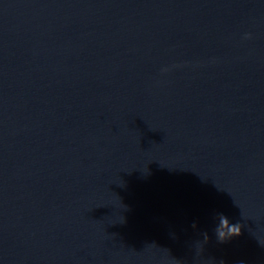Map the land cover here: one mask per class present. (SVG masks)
I'll list each match as a JSON object with an SVG mask.
<instances>
[{"label":"water","instance_id":"obj_1","mask_svg":"<svg viewBox=\"0 0 264 264\" xmlns=\"http://www.w3.org/2000/svg\"><path fill=\"white\" fill-rule=\"evenodd\" d=\"M0 264H264V0H0Z\"/></svg>","mask_w":264,"mask_h":264},{"label":"clouds","instance_id":"obj_2","mask_svg":"<svg viewBox=\"0 0 264 264\" xmlns=\"http://www.w3.org/2000/svg\"><path fill=\"white\" fill-rule=\"evenodd\" d=\"M192 227L195 228L197 225L194 223ZM242 228L243 226L241 224L232 223L226 215L222 214L220 216L219 223L215 228V233L218 240L223 243L240 236L242 234ZM203 236L205 241L209 240L207 232H204Z\"/></svg>","mask_w":264,"mask_h":264}]
</instances>
